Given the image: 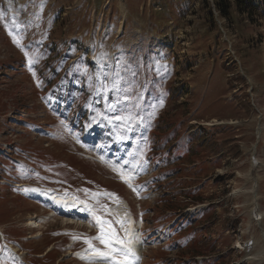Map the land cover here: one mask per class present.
<instances>
[{"label": "rangeland", "instance_id": "obj_1", "mask_svg": "<svg viewBox=\"0 0 264 264\" xmlns=\"http://www.w3.org/2000/svg\"><path fill=\"white\" fill-rule=\"evenodd\" d=\"M235 20L215 0H0V264H84L94 222L126 236V199L143 264H264V6Z\"/></svg>", "mask_w": 264, "mask_h": 264}, {"label": "bare ground", "instance_id": "obj_2", "mask_svg": "<svg viewBox=\"0 0 264 264\" xmlns=\"http://www.w3.org/2000/svg\"><path fill=\"white\" fill-rule=\"evenodd\" d=\"M55 201L57 203V205L59 207H57V209H60V210H64V209H67L68 211H70L72 209V206L70 204V201H67L63 198H55ZM64 207V208H62ZM119 210H123V209H119ZM86 213L83 211L82 208H79L78 209V212L76 213V217L78 216H85ZM73 217V216H72ZM128 220H129V237L128 239L131 241V244L129 245V247H131L132 249V252L134 253V256H131V258H135V259H138L139 256H140V253H141V248L144 246V242L141 241V238L137 239L135 238V236L137 237L138 232H137V229L138 228H142L143 224L142 223H136L135 222V219L133 220L132 217L128 216ZM75 222V220H71V221H67V223H73ZM40 224L41 222L40 221H33L31 227L33 229H39L40 228ZM128 240V241H129ZM140 240V242H138ZM117 245V248L118 249H123V245ZM248 248V245L246 244V249ZM13 251H17L16 247L13 248ZM104 251H108V250H102V252ZM79 256V259L83 260L86 262L87 264V260H92V261H95L97 262L98 264H111L110 260L111 259H115V260H119V259H116V257H103V256H100L98 253H87V252H79L78 254ZM140 260V258H139ZM127 264H131L130 261L127 262Z\"/></svg>", "mask_w": 264, "mask_h": 264}, {"label": "snow or ice", "instance_id": "obj_3", "mask_svg": "<svg viewBox=\"0 0 264 264\" xmlns=\"http://www.w3.org/2000/svg\"><path fill=\"white\" fill-rule=\"evenodd\" d=\"M119 119V118H118ZM127 234V230H126ZM101 241L102 244L105 245V247L108 249V251H100L97 249V253L100 256L103 257H114L119 256L120 260H115L113 258V264H127L131 256H134V253L132 252L131 247L129 245L131 244V241L125 242V240L120 239L115 232L105 233V230L101 228V235L97 237ZM113 242L118 245H123V249H118L116 247H113Z\"/></svg>", "mask_w": 264, "mask_h": 264}, {"label": "trees", "instance_id": "obj_4", "mask_svg": "<svg viewBox=\"0 0 264 264\" xmlns=\"http://www.w3.org/2000/svg\"><path fill=\"white\" fill-rule=\"evenodd\" d=\"M215 2L222 17L227 18L230 23H234L239 15L251 16V12L257 7L264 6V0H215ZM258 11L263 13L261 10Z\"/></svg>", "mask_w": 264, "mask_h": 264}]
</instances>
